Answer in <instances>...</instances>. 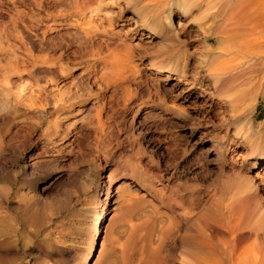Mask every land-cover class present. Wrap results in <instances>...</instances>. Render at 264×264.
Returning a JSON list of instances; mask_svg holds the SVG:
<instances>
[{
    "label": "rangeland",
    "instance_id": "rangeland-1",
    "mask_svg": "<svg viewBox=\"0 0 264 264\" xmlns=\"http://www.w3.org/2000/svg\"><path fill=\"white\" fill-rule=\"evenodd\" d=\"M52 1L0 0V264H137L140 249L150 255L159 245V264H183L185 246L171 247L161 231L176 234V214L189 211L197 218L182 233L190 234L226 178L252 158L199 64L218 47L210 17L201 28L197 8L170 3L173 39L156 23L160 0H88L81 15L77 0ZM123 46L142 79L115 93L102 81L101 57ZM259 102L256 122L264 121ZM262 163L251 174L260 184Z\"/></svg>",
    "mask_w": 264,
    "mask_h": 264
},
{
    "label": "bare ground",
    "instance_id": "bare-ground-1",
    "mask_svg": "<svg viewBox=\"0 0 264 264\" xmlns=\"http://www.w3.org/2000/svg\"><path fill=\"white\" fill-rule=\"evenodd\" d=\"M157 3L161 5V8L158 10L156 23L159 24L163 34L170 33L173 39L176 35L174 34L175 30L171 28L170 3L175 4L184 12H190L192 8H197L195 20L200 22L201 28L206 26L205 19L210 17L208 20L209 30L213 31L218 47L215 49L206 48L205 53L201 55L199 64L213 80L214 88L219 92L218 94L225 98L231 115L228 123L236 128L235 131L241 138L245 139L246 149L252 157L246 170L238 168L226 178L222 183V197L220 196L221 198L219 197V200L212 204L210 210L200 216L190 234L182 233L183 227L197 218L196 213L190 217L189 211L176 214L178 218L177 226L174 223L176 234H172L171 231L167 233L165 230L160 234L170 239L172 245L170 246L173 248L180 245L185 246L186 254L183 255L182 262L180 260L183 264H264V183H256L255 176L251 175L256 166L264 161V121L256 122L252 116L258 102H264V7H251L247 4L231 7V0H160ZM77 5L79 8L76 11L80 12V15L84 14L85 8L90 7L88 0H77ZM87 33H89L90 39L96 36L92 34L93 32ZM96 49L94 50L96 51ZM106 51L108 54L101 57L100 71H102V81H105L107 86L108 83L113 85V92L117 93L119 88L127 90V83L130 81H141L143 68L135 62L132 47L112 48ZM182 54L179 69L180 73L185 74L187 67V49L185 47L182 48ZM10 71L12 72L8 67L2 72L4 81ZM23 90L24 88L19 89V91ZM146 90H149L148 86ZM7 91V89L2 91L4 96H8ZM28 101L25 108L31 109L34 106L33 102ZM116 103L117 100L115 105ZM5 105L4 103V107L2 106L3 110L6 109ZM161 106L165 110L172 108L178 113L182 112V108L168 104L165 100L161 101ZM6 111H8V107ZM6 117L8 120L14 119L10 112L6 113ZM6 117L4 118L6 119ZM104 132V123L99 116L96 119L95 141L102 138ZM173 221L170 220L171 223ZM205 232L208 233L205 234ZM159 247L157 250L155 248L150 251L151 256L149 252L145 254L146 257H151L149 259L144 258L140 249L137 256H134L137 258V264H159L160 258L156 254ZM144 248L143 250L146 249ZM172 251L174 252V249ZM168 256L171 257V255Z\"/></svg>",
    "mask_w": 264,
    "mask_h": 264
}]
</instances>
